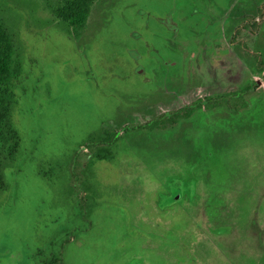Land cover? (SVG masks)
Masks as SVG:
<instances>
[{
  "label": "rangeland",
  "instance_id": "374dc122",
  "mask_svg": "<svg viewBox=\"0 0 264 264\" xmlns=\"http://www.w3.org/2000/svg\"><path fill=\"white\" fill-rule=\"evenodd\" d=\"M68 1L0 0V264H264V0H95L80 37Z\"/></svg>",
  "mask_w": 264,
  "mask_h": 264
},
{
  "label": "trees",
  "instance_id": "16d2710c",
  "mask_svg": "<svg viewBox=\"0 0 264 264\" xmlns=\"http://www.w3.org/2000/svg\"><path fill=\"white\" fill-rule=\"evenodd\" d=\"M95 0H69L58 11V17L65 22H68L74 27V35L80 37V27H82L85 18L89 12L91 4ZM79 29V31H78ZM12 48L7 33L0 27V104L7 97L11 86V81L14 77V72L11 70L12 64ZM257 58L256 55H254ZM256 70L263 73L264 64L258 61ZM246 88L241 92H232L217 96L206 97L205 100H196L192 104L183 106L170 114H162L158 118L150 120L141 125V128L147 131L165 130L182 121L188 120L196 111L201 108L211 110L226 106L234 113L239 112L247 107L244 97L248 95ZM116 133L104 131L103 134H91L87 138L86 147L92 152L93 159L97 161L107 160L110 157L109 148L116 142ZM76 162V157L72 159V165ZM73 168V167H72ZM54 259L51 260V263ZM49 263V264H51Z\"/></svg>",
  "mask_w": 264,
  "mask_h": 264
}]
</instances>
